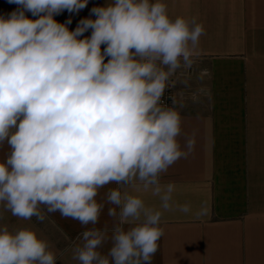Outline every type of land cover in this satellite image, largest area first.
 I'll use <instances>...</instances> for the list:
<instances>
[{"label":"clouds","instance_id":"9594fccd","mask_svg":"<svg viewBox=\"0 0 264 264\" xmlns=\"http://www.w3.org/2000/svg\"><path fill=\"white\" fill-rule=\"evenodd\" d=\"M9 3L20 7L0 16V145L10 148L0 161V205L23 220L43 221V205L93 225L72 248L78 264H152L163 212L127 189L150 192L164 211L173 208L175 184L162 183L161 174L191 154L195 139L185 136L183 145L178 139L183 94L172 97V106L162 97L175 86L177 70L195 63L203 24L171 18L163 0H110L70 31L71 20L54 16L79 12L88 0ZM113 182L118 187L109 189L106 203L114 205L108 208L114 223L97 228L105 204L96 197ZM175 207L192 210L190 203ZM205 214L202 206L195 216ZM57 260L34 230L0 226V264Z\"/></svg>","mask_w":264,"mask_h":264},{"label":"crops","instance_id":"0c3cea01","mask_svg":"<svg viewBox=\"0 0 264 264\" xmlns=\"http://www.w3.org/2000/svg\"><path fill=\"white\" fill-rule=\"evenodd\" d=\"M110 0H88L79 12L55 15L58 23L75 30L80 20L95 19L93 7L106 6ZM155 2V0H152ZM171 18L195 17L203 24L198 54L192 68L177 70L174 97L183 94L182 134H194L195 146L186 159H180L161 182L175 184L173 208L164 211L160 200L150 192L130 187L148 206L163 212L164 235L152 264H264V0H163ZM19 5L0 0V16ZM30 19V12L25 13ZM86 31L81 39L91 35ZM106 46V45H101ZM183 73V75H181ZM186 81V83H185ZM195 94L197 100L193 101ZM10 148L0 145V161ZM138 185V182H137ZM114 182L99 189L98 203H104L97 228L114 223L106 203ZM190 203L189 213L175 205ZM206 214L196 218L201 208ZM23 220L12 216L0 205V226L10 230L28 228L49 241L57 253V264H78L72 248L81 233L93 225L82 226L59 211ZM119 208H117V212ZM106 243L100 251L106 254Z\"/></svg>","mask_w":264,"mask_h":264},{"label":"built area","instance_id":"2783aa9c","mask_svg":"<svg viewBox=\"0 0 264 264\" xmlns=\"http://www.w3.org/2000/svg\"><path fill=\"white\" fill-rule=\"evenodd\" d=\"M104 47L106 46H101V49L103 50ZM172 97H174V86L165 90V93L162 97V102L168 106H172Z\"/></svg>","mask_w":264,"mask_h":264}]
</instances>
